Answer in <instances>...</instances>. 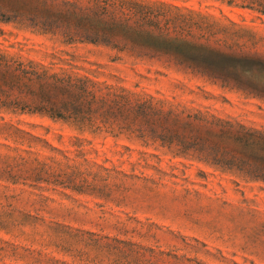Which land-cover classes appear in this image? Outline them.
Returning <instances> with one entry per match:
<instances>
[{
    "label": "rangeland",
    "instance_id": "374dc122",
    "mask_svg": "<svg viewBox=\"0 0 264 264\" xmlns=\"http://www.w3.org/2000/svg\"><path fill=\"white\" fill-rule=\"evenodd\" d=\"M142 1L187 20L161 26L172 36L264 59L256 5ZM27 26L0 21V49L264 131L262 98L167 56L68 43ZM150 263L264 264V181L132 134L0 109V264Z\"/></svg>",
    "mask_w": 264,
    "mask_h": 264
},
{
    "label": "trees",
    "instance_id": "16d2710c",
    "mask_svg": "<svg viewBox=\"0 0 264 264\" xmlns=\"http://www.w3.org/2000/svg\"><path fill=\"white\" fill-rule=\"evenodd\" d=\"M242 1L264 12V0ZM156 4L142 0H0V21L59 33L68 43H102L138 56H167L192 73L264 99L262 57L229 53L181 34L172 36L176 26L190 25L182 15L168 17ZM162 25L173 28L165 30ZM0 109L37 112L92 132L132 134L264 181V131L86 75L55 70L4 49H0Z\"/></svg>",
    "mask_w": 264,
    "mask_h": 264
}]
</instances>
